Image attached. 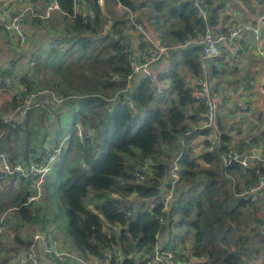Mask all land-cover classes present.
<instances>
[{
  "label": "trees",
  "instance_id": "1",
  "mask_svg": "<svg viewBox=\"0 0 264 264\" xmlns=\"http://www.w3.org/2000/svg\"><path fill=\"white\" fill-rule=\"evenodd\" d=\"M41 1L42 5L47 2ZM57 1L61 10L52 18L27 19L28 39L18 56L30 57L33 72L25 75L23 71L21 77L14 64L1 67L0 93L14 90L16 94L14 83L18 81L19 88L38 71L47 81L40 80L39 86L55 91L64 101L51 115L35 109L28 111L16 128L0 124L4 135L0 154L8 156L13 165L31 166L42 162L46 146L55 149L65 137L70 139L57 167L46 178L40 201L26 204L36 192V177L5 181H18V189L10 186L12 194L0 193V225L1 217L12 209L18 217V230L17 236L9 234L10 248L0 243V264H18L32 244L33 234L38 232L51 245H57L53 244V232L48 227L49 220L54 219L53 213L47 215L45 211L48 205L67 218L61 231L71 248L64 249L84 258L99 259L109 253L113 262L122 258L119 264H149L139 254L144 251L150 255L155 245H163L176 229L181 237L176 243L181 242L171 249L164 245L161 248L185 249L188 245L184 244L191 238L194 245L186 262L258 264L263 249L254 247L252 239L242 234L249 226L242 216L247 210L255 217L251 231L257 224L264 229V217L258 216L259 204L264 200L239 197L258 176L255 169H242L236 162L225 167L222 154L230 150L229 146L237 142V153L245 146L243 139L228 134L237 124L233 121L223 125L221 119L220 127L227 132L221 149L204 155L197 153V141L208 145L204 139L209 135L207 130H197L206 120V106L196 98L198 85L193 81L203 79L201 49L180 47L189 40L200 39L208 28L225 24L219 13L223 9L217 4L219 0H199L208 13V22L199 16L194 0H106L105 7L102 0H85L78 8L74 0ZM257 6L262 7L264 14V0H257ZM108 7L117 16L115 21L105 15ZM133 21L143 25L148 33L158 30L157 39L168 49L164 59L169 57L174 72L172 90L167 94L158 96L146 80L129 79V56L133 53L125 52L122 43L127 40V30L134 29ZM0 31L13 37L2 27ZM138 35L146 57L152 47L143 35ZM226 61L220 58L216 65H209L215 91L219 95L243 91L244 97L253 89L249 84L252 78L233 83L216 80L219 74L226 73ZM255 75L254 80L259 77ZM11 83L13 90L8 88ZM233 84L238 87L232 88ZM14 92L10 103L0 105V113L17 108ZM254 113L259 118L262 115L258 107ZM224 119L235 118L227 115ZM76 131L83 136L78 137ZM247 138L251 147L262 148L263 139L253 133H248ZM179 154L183 157L182 182L176 188L170 212L162 213L161 207L155 206L144 211L146 202H153L162 194L171 163ZM1 163L0 158V166ZM256 168L264 174V164ZM219 194L226 196V204L217 199ZM160 217H164L162 223ZM10 219L7 214L5 235ZM31 227L35 231L19 235L20 229Z\"/></svg>",
  "mask_w": 264,
  "mask_h": 264
},
{
  "label": "built area",
  "instance_id": "2",
  "mask_svg": "<svg viewBox=\"0 0 264 264\" xmlns=\"http://www.w3.org/2000/svg\"><path fill=\"white\" fill-rule=\"evenodd\" d=\"M16 0H0V9L3 7L11 6L10 10H6L9 16L5 18L0 16V23H3V28L10 32V34L16 39L19 49H23L26 46L28 36L25 32V20L42 19L47 20L53 17L54 13L61 10L60 4L57 0H46V4L43 9L40 10L29 0L25 4L15 3ZM75 6L81 7L85 0H74ZM12 4V5H11ZM194 7L198 10L199 16L208 22V13L201 6L199 0H194ZM4 11V10H3ZM131 15V14H130ZM131 19L132 16H130ZM133 28L145 37L149 45L152 47L151 52L145 57L144 62L138 63L136 57L131 54L129 59L131 60L132 74L129 79L146 80L153 87L155 93L158 96L169 93L168 89L161 84L157 74L151 71V65L163 60L165 53H167V47L162 45L159 40L151 39L150 35L144 29L143 25L132 22ZM264 14H261L260 18L255 23L243 22L238 19H233L222 26L215 28H208L207 31L200 39L189 40L181 48L199 47L203 79H194V83L198 85L195 88L196 98L203 101L206 106L205 123L197 130H207L209 135L204 139L208 142V145L202 144L201 141L196 143V151L200 155L213 153L219 150L223 146V137L227 132L221 129V119L227 115L229 118H242V129L233 128L228 133L230 136L237 140L243 139L245 146L241 152H236V144L233 143L230 150L227 153L222 154L225 167H228L232 162H236L242 169L252 170L255 169V173L258 176V180L239 197H249L251 200L259 199L264 200V174L259 168H256L258 164H264V121L254 113L257 107L255 101L257 98L264 108ZM253 43V50L255 56L259 60V75L258 79L254 80L256 75L251 77L249 81L250 86L253 88L245 96H242L240 91L236 95H229L223 93L219 95L215 91V85L210 80L209 65L212 63L216 65L218 60L222 57V47L226 46L225 50L226 60L234 65H238L244 58V51L246 46ZM127 52V51H126ZM260 72V73H259ZM18 84V83H17ZM32 85L21 84L15 94V102L17 108L9 112L0 118V124L7 127L16 128L18 124L24 122L26 113L32 109L45 111L52 114L53 109L60 105L64 99L58 96L55 91L49 88L33 89ZM257 95V97H255ZM11 113V114H10ZM10 114V115H9ZM253 123L252 131L247 130V122ZM0 127V140L3 136V132ZM248 133H253L256 137L262 135L263 146L262 148L251 147L250 139L247 138ZM78 137H82L81 131H76ZM68 138V136L66 137ZM68 144V143H67ZM64 142H61L55 149L48 147L47 153L42 158V162L34 163L31 166L22 164L13 165L6 160L5 156L0 155L2 160L0 166V182L12 177H20L23 179H29L36 177L35 188L37 193L29 197L27 205L40 201L44 196V183L48 175H50L57 167L60 158L62 157L63 149L67 146ZM259 154H254V153ZM248 153H253L248 156ZM244 157V160H240ZM182 154H179L171 163L168 173L167 183L163 187L162 194L153 200L155 207H161L162 213L170 212L173 201L175 199V191L178 185L182 182ZM259 210L264 217V201L259 204ZM8 213H5L1 217L0 225V239L4 238V230L6 228V217ZM160 223L164 221V217L159 218ZM188 253L180 247L174 250H164L160 244H156L154 250L150 255H147L144 251L139 254V257H146L145 260L149 264H189L185 260L189 256ZM47 260H55L68 264H119L121 257L117 258L115 262L112 261V256L109 253H105L102 258H84L76 253L65 251L60 246H53L50 244L49 239L41 234L37 233L33 236V242L26 252L25 256L20 258L18 264H44L42 258ZM191 259V257H189Z\"/></svg>",
  "mask_w": 264,
  "mask_h": 264
},
{
  "label": "rangeland",
  "instance_id": "3",
  "mask_svg": "<svg viewBox=\"0 0 264 264\" xmlns=\"http://www.w3.org/2000/svg\"><path fill=\"white\" fill-rule=\"evenodd\" d=\"M28 1L29 0H20L19 3L23 5V4L27 3ZM238 1H239L238 3L236 2L237 6H235V7L231 6V4H230V2H232L231 0H219V2L217 4H221V5L223 4L224 7H223V9H221L222 13H228V11L233 10L235 18H238L237 17L238 13H239V15L241 14L240 13L241 11H238V10H241V9L243 10L245 15L254 16L256 13H257V15L260 14L261 8L257 6L258 9H259V12H258L256 10L257 8H255V5H250L251 4L250 0H238ZM254 1L257 3V0H254ZM42 2L43 1H41V0H37L36 3H35V6L38 7L40 10H42L43 7H44V5H42ZM102 2H103V7H105L107 1L106 0H102L101 3ZM104 13H105V15L111 17V19H110L111 21H115L116 19H118L117 16L115 15V13H112L111 7L105 8L104 9ZM28 20L27 19L25 20V32L27 30L26 27H27L28 22H29ZM111 21L108 22L109 23L108 26H110V24L112 23ZM0 27L3 28V23H0ZM133 31H135L138 34H140L138 31H136L134 29L133 30H129V31L127 30V33H129V32L135 33ZM127 33H126V37H127ZM26 34H27V32H26ZM133 39L137 40L135 37ZM122 44H123L125 52L128 51V52H132V53L134 52V48H136L138 46V45H135V46L134 45H130L128 37H127V40L123 41ZM16 45H17V42H16V39L14 37H11V36L8 37L7 33H4V32L0 31V69H1V67H4L6 65L14 64L15 65V69L14 70H15L16 74H18L21 77H23L22 76L23 71H25V75L27 73H29V72H33L32 65H31V61L32 60L30 59V57H27L25 59L19 58L20 56H18V55L21 54V52H22L21 50L22 49L17 48ZM248 45H250V44H248ZM248 45H247V47L250 48V46H248ZM247 47H246V50H247ZM133 55H134V53H133ZM169 64H170V71L167 72L166 77L171 79L174 70L172 68V64H171V60L170 59H169ZM234 66H238V65H234ZM34 73H35V75L32 78L28 79L26 81V83L27 84H31L33 86V89L43 88V87L39 86V84L42 81L43 82L44 81L47 82L44 79L43 74L38 72V71H35ZM241 77H242V73H240L238 71H235V73H233V74H230V72L227 71L226 73L219 74L216 80H228L230 83H233V80L234 81L235 80H239ZM40 80H42V81H40ZM231 87L232 88H237L238 86L233 84V85H231ZM13 92L12 93H6V94H1L0 93V105H3L4 103H7V102L10 103L9 100L11 99V96H12ZM13 98H14V95H13ZM8 113H9V111L4 112V113H0V114L4 116V115H6ZM241 119L242 118L239 119V122L235 125V128L237 127V129H242V120ZM233 120L234 119L226 120V119L223 118L222 119L223 125H224V123H228L229 121H233ZM246 122H247V130L250 131L253 128L254 125L250 121H246ZM258 137L263 139L262 135H259ZM3 138H4V135L2 136L1 140ZM1 140H0V142H1ZM68 141H69V137L68 138H64L62 140V142H64L65 144H67ZM188 148L189 147L186 146V149H188ZM47 150H48V146L45 147V153H47ZM0 155L5 156L6 160L9 161L7 159L8 156H6L3 153L0 154ZM181 166H182V161H181ZM6 180L7 179L2 180L0 182V193L4 192L3 195L12 194L14 192V190L16 191V189H18V181H15V182H13L14 184H11V182H12L11 180L8 181L9 183H5ZM10 186H13L15 189L11 190ZM36 193H37V190H36L35 194ZM217 199L220 202L226 204L227 200H226V196L224 194H219L217 196ZM153 207H154V203L153 202H146L144 204L143 210L145 211V210L151 209ZM45 211H46L47 215H50L52 213L54 215L53 216L54 219H50L49 223H48L49 230L53 232V236H54L53 241H55V242L58 241L60 247H63L67 251H69V249L71 248L70 241H69L68 238L65 237L66 235L61 231V229H64V226L66 224L64 222L66 217L63 216L62 213H59L58 211L55 212L51 205L45 206ZM5 213H8V215H9V217L11 219L9 220L8 227H7V233L6 234H8V235H5L6 238L0 239V243H3L4 247L10 248L11 247V242L8 241L9 240V234H14V236H17V235H15V231L18 230V228L16 227L17 224H18V217H17V214H15V211L12 212V209H9ZM258 216H262L260 212L258 213ZM39 217L41 219H43L44 215L40 214ZM242 219L246 220L249 223V226H246L244 224L247 227V230H243L242 234H245L246 236H248V237H250L252 239V241H253L252 244L254 245V247L256 246V248L260 247L259 249H261V248L263 249V251H262L263 252V256L261 255L262 257H259L258 264H264V235H260L259 234V231L262 233V232H264V229H259V227L257 226L258 224H257V225L254 226L255 229H253L252 231L250 230L251 229V227H250L251 222L252 221H256V220H255L254 216L250 215L249 212H247V210H244V214L242 216ZM66 220H67V218H66ZM33 231H35V227H31L30 230L27 229V228L20 229L19 235L27 236V234H30V232H33ZM178 232H180V231H178L176 229H173V235L171 237H169V238L164 239L163 245L167 246V248H170V249L175 247L176 245H178V243L181 242V241H179V242L176 243L177 239H181L180 234H178ZM33 235H35V234H33ZM55 242H53V243H55ZM163 245L161 244L162 247H163ZM184 245H188L186 247L187 249L186 248L184 249L188 253V251H190L192 249L194 243H193L192 239L189 238V240Z\"/></svg>",
  "mask_w": 264,
  "mask_h": 264
},
{
  "label": "crops",
  "instance_id": "4",
  "mask_svg": "<svg viewBox=\"0 0 264 264\" xmlns=\"http://www.w3.org/2000/svg\"><path fill=\"white\" fill-rule=\"evenodd\" d=\"M231 1L232 2H230V4L233 7L237 6L236 4L239 2L238 0L237 1L236 0H231ZM250 1H251V4L250 3L249 4L250 5H255V8H257L256 10L259 12V9L257 7V3L254 0H250ZM19 2H20V0H16L15 1V3H19ZM10 7L11 6H7V7H3V9H0V16H4L5 18H8L9 14H8V12H6V10H10L11 9ZM222 7H224L223 4H222ZM260 8L262 10V7H260ZM238 11H241L240 12L241 14L239 15V13H238V15H237L238 18H235L233 10L228 11V13H222V11L219 12V13H220L221 19L223 21H225V23L233 20L234 18L238 19L240 21L249 22V23H255V21L257 20V17H258L257 13L254 16H251V15H245L242 9L238 10ZM260 14H261V11H260ZM133 32H135V31H133ZM151 32L153 34H151ZM151 32L148 33V31H147V33L150 35L151 39L158 40L157 39L158 38L157 35H160L158 30L151 29ZM127 37L129 39V44L130 45H134V46L138 45L136 48H134V52H133L134 56L136 57L137 62L138 63L144 62L145 52L143 51V48H142L143 47V41L139 39V35L137 34V32H135V33L129 32V33H127ZM134 37L138 41L134 40L133 39ZM147 45H148V43H147ZM248 46H250V48H248L246 46L247 50L244 51V58H243V60L240 63H238V66H234V64H232L230 62L228 63V61H226V56H225L226 53H225L224 49H227V48H226V46L222 47L223 50L221 51V53L223 55H222L221 58H224V61H226V64L223 66V70H225V72L228 71L231 74L235 73V71H238V72L242 73V77L239 79V81L248 80L249 78H251L255 74H257L258 71H259V63L260 62L257 59V57L255 56V53H254V50H253V43H250V45H248ZM150 69H151L152 72H154L155 74L158 75L161 84L164 85L168 89V91H171L172 90V84H171L172 80L169 79L168 77H166L167 72L170 71L169 57L167 56L165 59L163 58V60H161L160 62H157V63L151 65ZM17 83H18V81L16 83H14L15 86H16V89H18V84ZM8 88L13 90L12 83L8 84ZM255 103H256L257 107L259 108V110L262 112V115L260 116L259 119L264 121V108H263V105H262V103L260 102V100L258 98L255 101ZM233 122L234 123H238L239 122V118H235L233 120ZM53 244H57V246H59L58 241H56ZM61 248H63V247H61ZM42 260H43L44 264H50L51 263L49 260H47L44 257L42 258ZM189 264H191V262Z\"/></svg>",
  "mask_w": 264,
  "mask_h": 264
},
{
  "label": "water",
  "instance_id": "5",
  "mask_svg": "<svg viewBox=\"0 0 264 264\" xmlns=\"http://www.w3.org/2000/svg\"><path fill=\"white\" fill-rule=\"evenodd\" d=\"M260 16H261V14H258V17H257V19H259L260 18ZM264 27V26H263ZM253 153H248V156H251ZM254 154H259V152L257 153H254ZM240 160L242 161V160H244V157H241L240 158Z\"/></svg>",
  "mask_w": 264,
  "mask_h": 264
},
{
  "label": "clouds",
  "instance_id": "6",
  "mask_svg": "<svg viewBox=\"0 0 264 264\" xmlns=\"http://www.w3.org/2000/svg\"><path fill=\"white\" fill-rule=\"evenodd\" d=\"M66 138V137H65ZM70 139V138H69ZM50 241V240H49ZM65 250V249H64ZM66 251V250H65Z\"/></svg>",
  "mask_w": 264,
  "mask_h": 264
}]
</instances>
